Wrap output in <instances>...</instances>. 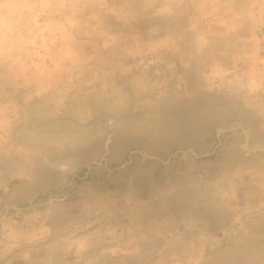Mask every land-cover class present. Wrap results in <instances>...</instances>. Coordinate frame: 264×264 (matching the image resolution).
<instances>
[{
    "label": "rangeland",
    "instance_id": "374dc122",
    "mask_svg": "<svg viewBox=\"0 0 264 264\" xmlns=\"http://www.w3.org/2000/svg\"><path fill=\"white\" fill-rule=\"evenodd\" d=\"M250 4L0 0V264H46L60 244L66 264L257 263L264 205L239 207L264 188ZM81 138L115 169L42 194L62 181L46 160Z\"/></svg>",
    "mask_w": 264,
    "mask_h": 264
},
{
    "label": "crops",
    "instance_id": "0c3cea01",
    "mask_svg": "<svg viewBox=\"0 0 264 264\" xmlns=\"http://www.w3.org/2000/svg\"><path fill=\"white\" fill-rule=\"evenodd\" d=\"M253 1V5L250 4V7H254L256 9H253L255 11V13L253 14V17H256L257 15H263L264 13V0H252ZM258 2V4H257ZM250 3V2H249ZM257 4V5H256ZM257 10V11H256ZM260 18H262L261 16H259ZM257 22V20H255ZM249 27L246 28V32L248 29V37L245 38L244 37V42L249 43L248 46H250L249 48L252 49L251 47L253 46L254 49L259 50L262 46L261 44V29L262 27H258L255 26V24H252V26L248 25ZM255 58L253 57V61L255 64H259L262 65L263 67H258L255 72L252 75V81H254L256 79V81H264V57H260L259 54L258 55H254ZM98 135V134H97ZM99 138H101V136H99ZM84 139L81 138L79 140V144L78 140L76 138V143L75 142H68L66 144V153L65 155H62L61 158L58 157H52L50 158V160H46V169H49L48 171H51L53 174L57 175L59 178H61V183L57 184V185H51L49 186V188L47 190H44L45 192L42 193V191H39V194H37L36 196H40L42 194H57L58 192L64 191L66 190V192L72 188H74L75 186L72 187V183L74 180L78 181L80 178H84V177H88V173L92 171L93 166L97 165V167H99V162H103L104 166L106 168H108V171H113L115 168H111V167H116L115 164L111 165V162L114 161V156H111V154L108 155L106 153H103L102 155H100V153L94 156L92 155L89 158H86L85 156L88 157V155L90 154H84L86 152L88 153H92L94 151V148L92 147V145L87 143H84ZM90 143V142H89ZM97 145V150L100 151V143L96 144ZM95 145V146H96ZM107 156V157H106ZM126 156V154H125ZM85 170H87V172H85ZM11 177H13V173L11 172L10 174ZM10 176L8 175L9 179ZM7 177V178H8ZM15 177V176H14ZM2 178L0 177V180ZM13 179L11 178L10 181H12ZM16 181V180H14ZM261 195L262 197L259 200H256L255 202L253 201H248L247 198H243L240 199L241 203L239 205L240 210L243 211L242 213H247L246 210L248 211H252L255 209H260L262 207V205H264V188H261ZM240 196V195H239ZM241 196H243V194L241 193ZM56 196H51L49 201L52 200H57L55 198ZM240 198V197H239ZM237 205V204H236ZM264 207V206H263ZM20 208H24L22 206H20ZM238 209V208H237ZM259 213V212H258ZM233 217L236 219L238 217L239 212L237 210L232 211ZM260 214H264V211L261 212ZM264 224V222H263ZM11 227V234L12 236H6L8 239H12L14 237H17L14 234V230H17L16 226L14 224H10ZM3 232H4V227H3ZM27 232V231H26ZM5 237V236H4ZM24 237H29V236H24ZM264 241V240H263ZM262 242V241H260ZM259 242V243H260ZM60 248L57 249V251L55 250H50L48 254H46L45 258H46V264H66L67 263V258H69L71 255L68 251V248L63 247L62 244H60ZM1 246V244H0ZM255 251V250H254ZM9 254H4L1 257L4 258V261L7 259V256ZM73 255V254H72ZM12 256V255H11ZM84 255L80 253H77L75 256V261L73 264H78V261L80 260L79 257L83 258ZM21 257H23V259H27L26 254H21ZM253 257L257 259V263L255 264H264V246L260 245V247L253 253Z\"/></svg>",
    "mask_w": 264,
    "mask_h": 264
},
{
    "label": "trees",
    "instance_id": "16d2710c",
    "mask_svg": "<svg viewBox=\"0 0 264 264\" xmlns=\"http://www.w3.org/2000/svg\"><path fill=\"white\" fill-rule=\"evenodd\" d=\"M85 172H87V170H85Z\"/></svg>",
    "mask_w": 264,
    "mask_h": 264
}]
</instances>
